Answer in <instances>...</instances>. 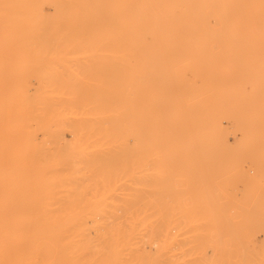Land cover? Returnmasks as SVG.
<instances>
[{"label":"rangeland","instance_id":"1","mask_svg":"<svg viewBox=\"0 0 264 264\" xmlns=\"http://www.w3.org/2000/svg\"><path fill=\"white\" fill-rule=\"evenodd\" d=\"M139 1L0 0V264H264V0Z\"/></svg>","mask_w":264,"mask_h":264},{"label":"bare ground","instance_id":"2","mask_svg":"<svg viewBox=\"0 0 264 264\" xmlns=\"http://www.w3.org/2000/svg\"><path fill=\"white\" fill-rule=\"evenodd\" d=\"M11 1V0H9ZM64 1V0H60ZM210 1V0H209ZM5 2V1H4ZM42 2V1H41ZM96 2V1H95ZM12 3V2H11ZM201 3V2H200ZM187 4V3H186ZM9 5V4H8ZM98 5V4H97ZM183 5V4H182ZM69 6V5H68ZM138 10L135 12H132V14H128L130 18H134L135 25L139 28V30L144 33L141 34L140 38L141 41H154L158 40L159 42H169L170 32H172V28L176 26V28L181 27L183 24H185L181 17L177 16L175 17L172 13V7H173V0H140L138 3ZM185 7V6H184ZM197 8V7H196ZM251 8V7H250ZM248 10V9H247ZM253 10V9H252ZM56 11V10H55ZM198 11V8H197ZM232 12V10H231ZM127 13V12H126ZM200 13V11H199ZM109 18L113 25L117 26V22L114 19L113 14L108 13ZM201 15V14H198ZM251 15V14H250ZM194 17V16H193ZM124 18V16H123ZM108 19V18H107ZM182 19V20H181ZM204 19V18H203ZM236 19V18H235ZM20 21V20H19ZM205 21V20H204ZM110 22V21H109ZM110 22V23H111ZM19 23V22H18ZM206 24V23H205ZM186 25V24H185ZM22 29V28H21ZM133 29V28H132ZM117 31L119 29H116ZM115 30V31H116ZM112 31V30H111ZM110 31V32H111ZM182 31V30H181ZM257 31V30H256ZM173 33V32H172ZM185 33V32H184ZM262 34V33H261ZM188 35V34H187ZM130 36V35H128ZM135 36V35H132ZM190 36V35H189ZM260 36V35H259ZM263 36V35H262ZM131 37V36H130ZM139 37V36H137ZM63 38V37H62ZM172 41V40H171ZM157 44V43H156ZM155 44V45H156ZM161 45V44H159ZM162 47V46H161ZM163 50V48H162ZM164 52V51H163ZM9 53V52H8ZM159 54V53H158ZM162 54V53H161ZM157 55V54H156ZM162 56V55H161ZM165 56V55H163ZM162 56V57H163ZM160 57V56H159ZM144 60V57H141ZM142 60V61H143ZM141 61V59H139ZM141 61V63H142ZM153 61V60H152ZM145 62V60L143 61ZM163 62V61H162ZM143 64V63H142ZM149 67V66H148ZM152 67V66H151ZM146 69V68H145ZM147 71V70H146ZM152 71V69H150ZM147 71V72H150ZM153 74V72H151ZM150 73V75H152ZM148 74V73H147ZM148 77L149 74L147 75ZM8 98V97H7ZM6 99V98H5ZM6 101V100H5ZM5 103V102H4ZM7 103V101H6ZM6 106V105H5ZM25 108V107H24ZM21 109V108H20ZM14 113V112H13ZM15 122V121H14ZM12 122V123H14ZM18 122H20V118L18 119ZM23 122V121H22ZM16 126V125H15ZM18 128L21 129L24 124L17 125ZM6 131V130H5ZM30 132V131H29ZM22 133V132H21ZM34 133V132H33ZM31 133H28V135ZM32 136V135H31ZM27 138V140H30V137ZM25 137V136H24ZM7 138V135H6ZM26 138V137H25ZM6 140V139H5ZM2 141V140H1ZM7 141V140H6ZM31 142V141H30ZM23 143L25 141L23 140ZM22 146V145H21ZM18 147V146H17ZM23 147V146H22ZM6 148V147H5ZM23 150V149H22ZM15 151V150H13ZM18 151V150H17ZM6 152V151H5ZM11 154V153H10ZM24 154V153H23ZM20 155V154H19ZM2 158V157H1Z\"/></svg>","mask_w":264,"mask_h":264}]
</instances>
